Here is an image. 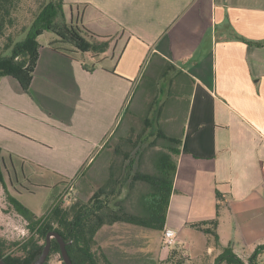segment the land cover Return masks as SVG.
Instances as JSON below:
<instances>
[{"label":"crops","instance_id":"0c3cea01","mask_svg":"<svg viewBox=\"0 0 264 264\" xmlns=\"http://www.w3.org/2000/svg\"><path fill=\"white\" fill-rule=\"evenodd\" d=\"M64 9L110 48L73 58L53 50V39L40 44L28 90L0 79L6 195H22L12 168L76 177L90 168L158 54L184 78L171 84L190 93L166 228L186 253L198 251L191 260L218 258L231 245L247 263L245 251L264 244V0H65ZM214 220L219 246L197 227ZM108 230L102 246L113 262L144 257L143 230L128 241L121 229ZM166 249L151 254L162 262Z\"/></svg>","mask_w":264,"mask_h":264},{"label":"trees","instance_id":"16d2710c","mask_svg":"<svg viewBox=\"0 0 264 264\" xmlns=\"http://www.w3.org/2000/svg\"><path fill=\"white\" fill-rule=\"evenodd\" d=\"M64 6L65 0H0V79L13 77L25 90H28L39 57L38 38L45 32H52L58 37L50 42L53 50L73 58L78 53L103 54L109 50L110 40L100 39L101 37L84 27L79 28L72 23L68 24ZM152 61H155L153 75L156 78L163 77L167 72V67L162 63L164 60L156 54ZM169 66L173 68L172 65ZM155 90L153 89L152 93ZM127 110L128 106L125 114ZM161 115L160 108L158 117ZM143 120L145 125L149 126V119ZM121 123L104 146L103 152L113 148L111 142L116 138ZM159 133L160 137L167 142L168 152L159 153L156 161L157 173L138 172L133 176L134 181H142L148 185L140 201V214L130 213L124 207L114 209L111 203L115 198L101 199L104 194H113L114 189L109 193L102 190L88 203L80 200L68 206L60 203L55 205L48 214L40 217L26 208L16 197L7 193V204L27 223L26 227L30 235L20 242L0 237V257L3 261L6 264H34L44 251L48 234L57 232L66 242L73 264H115L99 243L98 237L104 227L123 223L163 232L174 191L182 138L171 137L162 130ZM137 141H133L131 136L120 137L119 143L113 149L114 153L125 155L124 147L131 145L136 148ZM112 178L111 176V181ZM4 184L3 158L0 148V188ZM197 227L213 239L215 246H219L217 220L202 223ZM262 254H264V244L257 247L246 263L229 245L217 261L221 264H255ZM53 255L60 256V261L64 264L61 247L55 238L52 239L51 252L46 264H50V258ZM190 262L191 259L179 245L171 248L168 258L163 261L164 264H189Z\"/></svg>","mask_w":264,"mask_h":264},{"label":"rangeland","instance_id":"374dc122","mask_svg":"<svg viewBox=\"0 0 264 264\" xmlns=\"http://www.w3.org/2000/svg\"><path fill=\"white\" fill-rule=\"evenodd\" d=\"M65 14H67V23H71V12L67 10ZM57 38L54 33L45 32L38 38V41L40 44H47ZM67 46L73 48L71 45ZM81 58L87 61V57L81 55ZM154 67L155 61H150L144 65L133 89L128 110L124 114V119L116 133V138L111 142L113 148L105 150L97 158L96 162L86 171L80 173L78 177H76V173L68 175L65 172L48 171L38 166L27 165L25 168L19 167L18 171L12 168L11 180L15 184L18 183V188L22 190V195H17V198L26 208L32 210L38 216L46 215L55 206L56 197L63 192L65 186L73 185L74 197L77 199L74 202L80 200L88 203L92 197L99 194L102 190L109 193L114 189L115 192L113 194H104L101 199L115 198L111 203L114 209L124 207L130 213L140 214V201L148 189V185L142 181H134L133 176L138 172L146 174L157 173L156 161L159 153L168 152L167 142L160 137L159 132L162 130L171 137L181 138L180 129L188 111V97L190 95L189 92L185 93L184 90H180L181 88L179 89V86L177 87L175 83L171 84L173 78L177 82L184 79L181 78L182 75H176L177 72L171 71L167 66V74L164 77L156 78L153 75ZM153 89L156 90L152 93ZM160 108L162 115L158 117ZM145 118L149 119V126L145 125L143 120ZM126 136H131L133 141L138 140V147L125 146L123 149L126 152L125 155L115 154L113 149L119 143V138ZM111 176L113 177L112 181L110 180ZM22 186L25 187V190L22 189ZM74 202L66 204V206ZM26 226L27 223L20 216H17L7 204L4 186L1 187L0 237L9 241H23L30 235ZM135 228H139L149 235H144V243H146L143 247L144 257L142 259L139 256L128 257L123 264H164L163 261L165 260L161 262L156 256L152 255L153 253L161 255L164 253V249L167 248L163 241L164 231L118 223L114 226L104 227L101 230L98 237L99 243L103 245L112 238V233L108 229H116L118 233H120L121 229L122 233L129 234V237L126 235L127 241L132 235V238L135 237L137 239L138 231ZM125 229H127L126 232ZM21 230H24L25 236H22ZM138 238H141V236ZM194 242L195 248L200 246L199 238L194 239ZM170 249L168 247L166 252H169ZM110 251L111 249L109 248L107 252L105 250L106 253ZM255 251V249L253 251L247 250L244 255L251 257ZM194 252H187L186 254L188 256H197L198 251L194 250ZM116 257L118 258L117 255ZM116 260L118 261V259ZM117 261H114V263L117 264ZM49 263L63 264L58 255L51 256ZM189 264L221 263L214 256H205L199 261L193 259ZM255 264H264V254L258 257Z\"/></svg>","mask_w":264,"mask_h":264},{"label":"built area","instance_id":"2783aa9c","mask_svg":"<svg viewBox=\"0 0 264 264\" xmlns=\"http://www.w3.org/2000/svg\"><path fill=\"white\" fill-rule=\"evenodd\" d=\"M76 197H74L73 193V185H66L63 192H61L57 197L55 201V205H58L60 203L70 204L71 202H74ZM22 231V236H25L24 230ZM165 246L168 248H172L177 245V239H176V231L172 228H166L164 229V238H163Z\"/></svg>","mask_w":264,"mask_h":264},{"label":"water","instance_id":"95a60500","mask_svg":"<svg viewBox=\"0 0 264 264\" xmlns=\"http://www.w3.org/2000/svg\"><path fill=\"white\" fill-rule=\"evenodd\" d=\"M55 238L59 242L61 247V255L64 264H73V261L67 251V244L64 239L57 232H50L47 236V243L45 245L44 251L39 259L34 264H46L51 252L52 239ZM0 264H6L0 257Z\"/></svg>","mask_w":264,"mask_h":264}]
</instances>
